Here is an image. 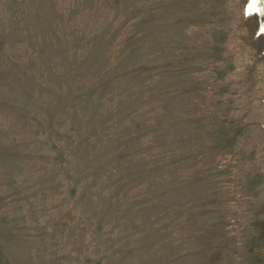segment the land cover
Listing matches in <instances>:
<instances>
[{
    "label": "rangeland",
    "instance_id": "obj_1",
    "mask_svg": "<svg viewBox=\"0 0 264 264\" xmlns=\"http://www.w3.org/2000/svg\"><path fill=\"white\" fill-rule=\"evenodd\" d=\"M251 3L0 0V264H264Z\"/></svg>",
    "mask_w": 264,
    "mask_h": 264
},
{
    "label": "clouds",
    "instance_id": "obj_2",
    "mask_svg": "<svg viewBox=\"0 0 264 264\" xmlns=\"http://www.w3.org/2000/svg\"><path fill=\"white\" fill-rule=\"evenodd\" d=\"M260 3V0H252V3L248 5L249 12H260L264 14V10L257 7V4ZM260 32L264 33V25L261 26Z\"/></svg>",
    "mask_w": 264,
    "mask_h": 264
}]
</instances>
